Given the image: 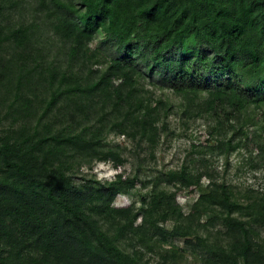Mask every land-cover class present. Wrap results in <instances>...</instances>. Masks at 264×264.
<instances>
[{
	"label": "trees",
	"instance_id": "16d2710c",
	"mask_svg": "<svg viewBox=\"0 0 264 264\" xmlns=\"http://www.w3.org/2000/svg\"><path fill=\"white\" fill-rule=\"evenodd\" d=\"M51 2L75 16L57 25L66 48L52 59L24 27L6 35L0 30V49L4 43L11 49L0 57V116L8 121L0 131V264H141L138 250L116 249V255L109 248L120 243L127 228L138 232L148 223L143 216L140 225L128 227L134 222L125 216L128 210L110 207L124 188L122 174L94 198L72 172L67 174L75 164L70 154L80 150L84 157L121 163L118 151L96 139L110 116L108 128L156 141L155 114L136 116L138 109H131L143 70L169 78L188 102L213 114L217 125L224 119L236 130L242 112L264 100V0H179L170 12L162 0H82L78 9L64 0ZM101 29L114 44L115 56L106 72L84 74V42ZM174 48L180 49L178 58ZM124 104L128 108L121 110ZM94 110L100 122L87 123ZM180 172L188 174L186 167ZM219 187L218 203H209L207 197L214 195H202L197 203L214 217L223 215L233 232L226 245L213 251L218 258L213 264L220 259L264 264V248L250 233L252 225L232 217L233 194L225 183ZM163 192L152 203L166 202L159 216L167 220L176 211ZM260 202L264 215V195ZM111 211H122L124 218L111 220ZM176 220V235H194L192 221Z\"/></svg>",
	"mask_w": 264,
	"mask_h": 264
},
{
	"label": "rangeland",
	"instance_id": "374dc122",
	"mask_svg": "<svg viewBox=\"0 0 264 264\" xmlns=\"http://www.w3.org/2000/svg\"><path fill=\"white\" fill-rule=\"evenodd\" d=\"M64 1L73 3L77 9L83 8L82 0ZM162 1L169 4L165 10L170 12L179 0ZM73 13L51 0H0V30L6 35L17 27H24L32 33L36 47L44 50L45 54L49 53V59H52L61 47L66 48L62 38L56 34L57 25L65 18L75 17ZM106 39V32L101 29L91 40L84 42V74L95 72L93 75H96L107 71L110 59L115 56V46ZM3 46L1 58L11 51L8 43ZM179 52L180 49H173L176 58L180 56ZM61 61L66 64L64 58ZM172 85L169 78L160 74L150 76L145 70L139 74L138 99L132 102L131 109H138L136 116L145 111L147 115L155 114L158 127L156 141H151L148 136L134 139L117 128H108L112 124L110 116L106 121L107 130L96 139L101 140L102 147L118 151L121 163L109 158L91 159L90 156L84 157L80 150H74L70 156L75 164L67 174L72 172L75 181L84 185L85 191H91L94 198L104 193L105 185L122 174L124 188L112 199L110 207L128 210L125 216L134 220L128 227L140 225L143 216L148 217V223L138 232L132 227L127 228L120 243L109 247L116 255L119 254L116 249L138 250L141 264H213L218 260L213 251L226 245L233 232L228 231L223 215L214 217L215 214L204 212L197 203L202 195H214V198L207 199L210 204L218 203L222 197L219 187L222 183L228 186L236 203L232 217L251 224L250 233L264 248V226L261 222L264 215L258 208L264 195V151L260 149L264 142V100L258 108L251 105L244 110L237 120L236 130H233L224 119V125H217L213 114L195 107ZM202 95L206 94L202 92L199 96ZM139 104L143 108H138ZM124 106L121 110L128 108L126 104ZM89 115L92 119L87 123L100 122L95 110ZM7 123V119L0 116V131ZM5 127L8 128L7 125ZM228 138L233 139L231 145L226 142ZM183 167L188 170L186 176L181 175ZM163 191L169 197L166 200L170 199L169 206L176 211L167 220H160L159 216L166 202L162 205L152 203L153 196L161 195ZM121 214L122 211H111L108 217L119 220L123 217ZM177 217L182 223L192 221L194 235L175 234ZM202 223L205 224L200 225ZM106 230L107 226H104L103 231ZM197 234L204 238L202 242L197 239ZM101 237L105 242L104 234ZM188 238L193 242H187ZM218 264H228V261L222 260L221 263L220 259Z\"/></svg>",
	"mask_w": 264,
	"mask_h": 264
}]
</instances>
